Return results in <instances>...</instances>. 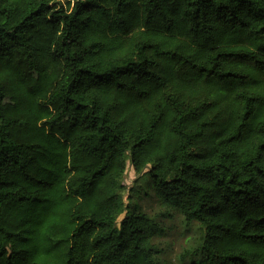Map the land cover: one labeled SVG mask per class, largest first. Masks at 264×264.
<instances>
[{
    "label": "trees",
    "instance_id": "obj_1",
    "mask_svg": "<svg viewBox=\"0 0 264 264\" xmlns=\"http://www.w3.org/2000/svg\"><path fill=\"white\" fill-rule=\"evenodd\" d=\"M129 168L264 264V0H0V264H162Z\"/></svg>",
    "mask_w": 264,
    "mask_h": 264
},
{
    "label": "rangeland",
    "instance_id": "obj_2",
    "mask_svg": "<svg viewBox=\"0 0 264 264\" xmlns=\"http://www.w3.org/2000/svg\"><path fill=\"white\" fill-rule=\"evenodd\" d=\"M126 178L127 187L122 193L125 212L142 211L152 218L153 243L158 248L156 260L162 264H191L202 260L203 231L199 225L186 222L177 210L161 205L148 175H136L129 168Z\"/></svg>",
    "mask_w": 264,
    "mask_h": 264
}]
</instances>
